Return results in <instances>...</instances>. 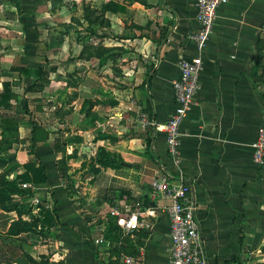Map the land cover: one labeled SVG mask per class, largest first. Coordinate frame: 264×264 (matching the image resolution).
I'll return each instance as SVG.
<instances>
[{
  "label": "crops",
  "instance_id": "1",
  "mask_svg": "<svg viewBox=\"0 0 264 264\" xmlns=\"http://www.w3.org/2000/svg\"><path fill=\"white\" fill-rule=\"evenodd\" d=\"M75 1L77 7L70 11L69 19L64 16L60 22H70L67 26L80 46L77 56L83 43L90 41L115 48L116 59L102 66L96 58L75 59L68 76L77 68L76 74H83V80L77 87L65 82L74 91L71 97L61 100L59 106L49 105L55 112L56 127L47 118H34L44 131L35 151L46 165L48 182L30 183L34 195L18 197L14 203L37 215L40 204L56 205L58 218L50 228L52 234L37 235L44 236V242L31 244L36 234L6 235L19 214L0 207V236H7L5 246L0 238V264H28L25 253L37 260L48 255L49 264H169L171 224L165 209L169 200L156 195L152 187L161 171L168 172L173 181L182 176L192 185L189 199L201 226L208 264H237L248 258L264 264V161L256 163L252 156V144L264 128V0H228L218 8L202 52L200 88L182 124L179 163L168 153L164 127L177 105L172 81L178 77L179 62L199 54L191 39L198 27L196 0H87V5L98 9L110 1L125 7L123 11H104L108 23L96 27L94 33L88 31L89 21L83 17V0ZM93 61L97 70L109 67L123 77L120 98L113 106L96 105L94 121L84 100L100 97L82 92L89 87ZM44 67L50 74L41 91L52 84L51 73L56 68ZM129 95H134L137 105L133 132L127 122L131 120L119 106L132 104ZM40 105L47 110L46 104ZM105 107H117L111 116L122 119L118 123L122 128L117 132L103 128L100 133L108 137L94 140L96 146L88 153L86 134L96 129L99 110ZM82 117L85 123L81 125ZM23 130L19 127L24 139L15 158L20 165L35 159L30 154L31 129L26 125ZM70 135L80 136L82 141L70 142ZM100 147L116 154L120 166H100L98 173L88 172L83 178L75 169L71 174L70 166L87 156L92 161ZM126 197L129 202L140 200L156 212L144 217L143 226L131 234L120 231L118 254L114 249L108 253L95 239L105 233L113 201ZM23 218L30 220L29 213ZM127 256L133 258L132 263L125 261Z\"/></svg>",
  "mask_w": 264,
  "mask_h": 264
},
{
  "label": "rangeland",
  "instance_id": "2",
  "mask_svg": "<svg viewBox=\"0 0 264 264\" xmlns=\"http://www.w3.org/2000/svg\"><path fill=\"white\" fill-rule=\"evenodd\" d=\"M17 2L20 3L19 8L16 6ZM75 3V0H0V95L4 91L2 80L10 78L12 80V106L8 109H3V111L0 110V120L8 114L10 116L20 114L22 102L27 100L31 113L26 115L25 120L19 123L22 132L26 125L29 127V119L40 116L47 118L49 124L55 128V112L54 109H50L49 105H52L51 108L56 103L59 106L61 100H67L71 97L72 92H74L66 86L65 82L70 79L67 70L73 64H76L75 59H77L80 46H77L78 44L73 32L70 30L71 27L67 26V23L70 22L62 23L63 21L60 22V20L65 19L66 17L64 18V16H67L69 19L70 11L77 7ZM62 32H65L63 34L66 36L61 38ZM48 44H52V46L48 47ZM45 51H49V53L46 54ZM93 62L91 65L94 66V70L90 72L89 79L87 80V86L89 87H85L87 89H83L82 92L108 99V106H113V102L118 101L117 98H120L119 90L123 89L121 88L123 77L120 78L119 74L114 73L109 67L99 68L97 70L98 68L96 69L95 65L97 63L95 61ZM44 64L49 65V67L55 66L56 68L51 73L52 84L50 83L47 90L41 91L34 85V79L20 70V68H38ZM80 75L83 76V74ZM55 81L59 82L57 83L58 85ZM122 98L125 99L124 97ZM127 99L129 102H132L131 105L120 104L119 106L122 107L121 112L125 115L127 114V120H131L127 122L131 123V132H133L137 128L136 119L138 118L137 112L135 111L137 107L136 99L134 95H129ZM39 104H46L47 110H45V106L43 108ZM117 107H105V110L100 108L99 112L101 113V117L94 125L96 129L86 134V140L89 142L88 153L92 149L94 150L93 147L96 145L93 142L99 139L98 136L101 134L100 131L103 128L108 132H117V129L122 128L118 124L122 119L118 120L117 117L114 119V116H111L115 114L113 110ZM46 112L48 115H46ZM108 120L112 121L110 122ZM84 123L85 120L83 119L81 125ZM72 133L74 134V132L70 131L69 134ZM12 138V144L3 152L2 157L6 162L11 163L10 166H15L17 146L24 138L22 139L20 135L13 136ZM70 138H74V136L70 135ZM99 143L102 144L101 141ZM96 158L90 161V158L87 156L85 161L78 160V165L70 166L71 174L72 171L75 173L77 171L82 178L88 172L91 175L90 169L92 168V164L96 165ZM69 179H71L70 176ZM23 188L28 187L23 186ZM81 208H83L82 205ZM47 233L52 234L51 229H47ZM0 237L2 238V235ZM31 238V244L44 242V236L37 237V235H34ZM257 261L259 264L260 261Z\"/></svg>",
  "mask_w": 264,
  "mask_h": 264
},
{
  "label": "built area",
  "instance_id": "3",
  "mask_svg": "<svg viewBox=\"0 0 264 264\" xmlns=\"http://www.w3.org/2000/svg\"><path fill=\"white\" fill-rule=\"evenodd\" d=\"M228 0H196L198 27L191 34L198 55L179 62L178 77L172 81L176 108L165 124L167 150L176 163L180 162L179 154L182 139V124L194 105L196 93L200 88L199 77L203 67L202 52L208 44L212 33L218 8ZM253 160L256 163L264 161V128L258 131V137L252 144ZM30 183H24L29 187ZM155 194L169 200L165 206L171 224V251L169 264H208L205 251V241L201 226L196 217L195 206L189 196L193 191L182 176L173 181L166 171L159 172L152 181ZM110 215L115 218L122 234H131L144 224V217L155 215V209L145 206L140 200L129 202V198L114 201L110 206ZM95 242L103 244L108 253H111L115 243L105 236L102 231L97 235ZM127 263L133 258L126 257ZM237 264H258L254 258H248Z\"/></svg>",
  "mask_w": 264,
  "mask_h": 264
},
{
  "label": "trees",
  "instance_id": "4",
  "mask_svg": "<svg viewBox=\"0 0 264 264\" xmlns=\"http://www.w3.org/2000/svg\"><path fill=\"white\" fill-rule=\"evenodd\" d=\"M16 6L19 8L20 3L17 2ZM124 9V5H120L114 1H110L104 4L101 9H98L91 7V5H87V0H83V17L89 21L88 31L94 33L96 27L108 23V19L104 18V11H123ZM114 50L115 48L104 46L101 43L93 44L90 41H85L77 58L82 60H91L96 58L99 59V64L102 66L104 63H107L109 59H116V52ZM20 70L34 79V85L38 87L39 90L43 89L45 83L49 81L50 72L49 70L45 69L44 65H41L38 68L21 67ZM78 70H83V67H78ZM76 72L77 68L74 74L69 75L70 79L68 84H70L72 87H77L83 80V77L81 75L78 76L79 74H76ZM2 84L4 91L0 95V110L3 111V109H8L12 106L11 78L2 80ZM102 103H109V100L97 97L95 99L84 100V105L89 106L88 115L92 116V121L96 120L98 117L97 112L93 111L92 109L96 105ZM113 103L116 104V102ZM20 111V114H17V116H10L8 114L2 117L0 120V207L6 211L16 210L19 214V218L11 223L6 235L11 237L18 236L22 233L46 235L47 229H50L51 226L54 225L55 220L58 218L56 205L46 207L45 203L40 204V207L42 206V208L40 210V215H37L33 214L30 210H23L19 204L14 203V200L18 197L27 199L34 195V190L30 188H23L24 183L41 184L48 182V172L46 165L39 157V154L35 151V149L39 147L40 140L43 139L41 135L44 131L41 125L35 119L28 120V125L32 133L30 136V154L35 155L34 160L28 161L23 165H20L16 162L15 166H10L11 163L6 162V160H4L2 157L3 152L6 151L12 144V137L19 136V123L22 121V119H25L26 115L31 113L28 108L27 100L22 102V108ZM106 137H108L106 134H99L98 136V138ZM68 141L79 142L82 141V138L80 136L69 138ZM96 159V165L92 164V168L90 169V171L93 173H98L100 171V166L116 167L120 166L121 164V160L117 157V155L112 154L104 147L99 148ZM64 163V160L60 161L62 175L65 173L63 167ZM97 164H99V166H97ZM128 197L131 198V196ZM28 213L30 215V220H25L23 215ZM105 236L115 243L113 252L118 254V244L120 243L121 238L120 229L114 217H111L108 221L105 230ZM6 238L7 236L2 235V244L4 246L6 245ZM262 252L264 253V245L262 246ZM23 257L28 264H49L48 255H42L39 260L27 253H25ZM19 262L21 263V260H19Z\"/></svg>",
  "mask_w": 264,
  "mask_h": 264
}]
</instances>
